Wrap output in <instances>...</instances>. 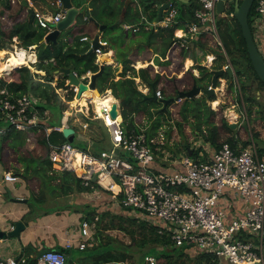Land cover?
<instances>
[{
	"label": "built area",
	"instance_id": "1",
	"mask_svg": "<svg viewBox=\"0 0 264 264\" xmlns=\"http://www.w3.org/2000/svg\"><path fill=\"white\" fill-rule=\"evenodd\" d=\"M217 1L198 0L200 7L194 11L196 20L181 22L174 29L171 49L194 48L191 42L207 34L212 36L211 39L205 38L210 46H222L217 31ZM50 5L58 10L52 14L41 10L32 13L35 23L48 32L65 15L60 0L51 1ZM255 12L252 35L255 42L259 43L260 40L264 41V0L257 1ZM177 15L176 4L169 0L168 8L163 10L160 21H150L145 15H141L140 22L146 30L167 28L180 22ZM87 19L88 16L83 17V20ZM122 28L138 31L134 25L126 23ZM93 38L83 36L80 40L88 42L90 48ZM97 42L98 45L92 50L96 63L105 64L99 56L105 53L109 42L100 36ZM199 53L203 55L204 66L212 67L216 55L212 52L203 53L202 50ZM223 53L225 54L224 50ZM228 66L231 65L226 63L222 68L226 69ZM72 73L80 79L92 72L88 71L81 76L73 70ZM68 87L74 92L73 99L67 101L71 106L63 111L60 124L53 126L42 125L49 119V110L44 109L41 113L35 97L26 93L15 96L6 87H2L0 123L21 131L44 128L48 135L53 130L62 132L65 126L73 128L72 124L75 122H78L81 129H87L90 120L100 121L107 131L109 147L94 153L88 148L78 149L73 142L50 144L48 160L56 169L74 172L84 185L92 182V177L95 176V183L110 193L119 208H128L136 217L157 224L158 232L166 234L175 246L208 255L212 264H264V154L260 152L261 146L257 145L252 135L246 145H242L241 141L223 143L218 149L204 151L198 150L200 146H197L201 159L188 154L180 160L171 159V152L162 147L166 140L162 133L156 135V132L149 136L144 130L127 131L122 125L120 107L117 116H111L115 100L97 111L93 108L91 99L87 98L88 105H92V111L89 112V106L72 104L78 99V87L71 84ZM207 88H211V84ZM155 95L157 98L162 97L160 89L155 90ZM77 113L81 118L74 116ZM1 131L0 129V133ZM155 145H158L156 149ZM157 150L166 154L157 159ZM3 178L6 181L17 179L10 172H5ZM97 219V215L92 221L81 219L80 232L83 238L77 245L78 249L92 244L91 229ZM143 259L145 264L156 263V258L150 254ZM66 261L67 254L57 249L43 250L35 257L36 264H66ZM24 263L25 257L0 260V264ZM113 264L130 263L122 260Z\"/></svg>",
	"mask_w": 264,
	"mask_h": 264
},
{
	"label": "trees",
	"instance_id": "2",
	"mask_svg": "<svg viewBox=\"0 0 264 264\" xmlns=\"http://www.w3.org/2000/svg\"><path fill=\"white\" fill-rule=\"evenodd\" d=\"M21 1L22 0H0V50L11 51L12 45L14 44L13 38L17 39V46L24 49L37 45V61L32 66H35L37 71H42L43 74L38 77V73L32 72L27 65L9 67L5 61L4 66L0 59V89L6 87L8 91L15 96L26 93L35 97L38 101L42 102L39 103L38 107L41 113L44 109L49 110V119L42 125L53 126L60 124L61 115L67 104L65 105L61 102L62 100L56 92V89H68V86L66 85L68 75L59 74L57 84L53 86L52 82L54 81L55 70H59L60 68H70L81 76L88 71L94 73L100 69V66L96 63L95 53L89 51V43L80 40L84 35L71 33L72 27L78 29L79 26L87 20H83V15L79 14L74 25L62 32L64 35H70L68 40L65 39L64 36H60L57 43L54 44L49 42L46 44L45 42L43 43L40 41L48 31L39 27L35 23L33 14L29 16L28 12L25 13L22 11L25 6ZM42 1L45 3V0ZM166 1L169 0H139L142 14L150 21L155 20L159 5ZM171 1H173L178 8L177 19L180 22L171 27L161 28L158 33L149 31L145 37L146 43L150 45L155 40L156 36H161L163 42L159 52L161 56H164L167 48H170L173 44L174 29L181 22L195 21L194 11L200 7L198 0H190L187 3L178 2L177 0ZM257 1L258 0L254 1L248 15V23L252 31L254 30L253 22L256 17L255 6ZM233 5V1L226 3L224 14L218 15L217 31L222 46H210L208 40L205 39L206 37L209 39L212 38V36L208 34L204 36L201 35L194 43L203 51V53L212 52L216 55L215 62L212 66L213 69H222L223 65L226 63L231 65L238 83H240L239 87L244 94V100L251 105L255 101V97L251 94L253 83L255 82L256 89L260 90L264 89V82L257 76L252 67L246 48V42L242 35L241 26L236 18L232 16ZM57 10L58 8L53 7L54 12ZM139 12L140 11L137 9L133 10L127 5L125 21L129 23L138 22L140 19ZM108 27H115L114 22L108 23ZM223 50L225 51V54L223 53ZM185 53V48L174 47L170 50L169 57H175L180 62H183ZM122 62L126 65L128 61L123 59ZM172 65L173 67L171 69L165 68V70L170 71L171 74L172 72H178L183 66V64H181L180 68H175V62L172 63ZM102 67L103 72L99 77V80L102 82L101 89L104 91L111 88V93L121 100V115L123 120H127L124 124L127 131L138 132L141 130L140 125L135 122L134 115L139 112L144 113V115H151L152 113L155 117L156 123L154 126H150L149 131H145L146 129L144 131L149 136L155 134L157 132L155 127L160 125L161 116L164 111L168 110L167 106L166 108H163V99H167L170 96L164 94L161 98L154 100L150 98L149 95H145L137 89L134 78L122 77L118 80H114L111 66L103 65ZM197 68L203 76L209 79L210 82L211 75L210 73H207V68L202 65H198ZM126 69H131L133 76L140 77L143 83L147 84L150 91L153 89L157 90V85L161 76L160 74L155 73L152 67L140 68L138 72H136L129 65H126ZM186 71L190 83L193 82V84L196 83L200 86L198 83L199 80L192 74L193 69L190 67ZM222 77L231 81L227 72H225ZM208 84L203 88H207ZM229 87L232 88L231 82ZM162 91L163 90H160V92ZM176 92L178 91L174 88V93L176 94ZM73 96L74 92L70 89L67 100H72ZM215 99L216 98L214 97L207 98L204 95L191 99H182L178 103L181 104L179 113L180 115L183 113V116L185 117L177 122L179 131L182 133L183 130L181 136H184L183 121L187 118L186 106L190 103H194L198 110L206 109L211 115L208 120V124L212 123L210 129L203 130L201 128L200 120L194 129L198 135L204 136L205 141L210 142L215 149L220 148L223 143L233 144L234 142L237 143L240 141V139L230 135L232 129L221 113L218 115L217 121H215L214 117L216 116V111L209 109L206 103L207 100L212 101ZM77 104L83 107L89 106L87 98L83 97L78 99ZM248 109L247 113H250V106ZM197 112L200 113V111ZM25 132L29 137V140H27L26 143ZM65 141H67V139L63 136L61 131L53 130L47 135L44 128H30L27 131H21L12 126H7L4 133L0 136V161L3 163L6 171L10 170V163L12 161L20 162L23 168L22 175L25 177L30 176V178L32 176L38 177L42 185L40 190H46L51 195L94 193L95 190H101L102 187L95 182H90L88 185H84L82 179L76 176L72 171L52 170L54 164L50 160H44L37 165L36 160L43 159L46 156L50 144L57 145ZM100 141L101 139L99 140L93 137L92 146L94 151L92 152L97 153L99 149H104L102 148ZM247 143V141H244L242 145H246ZM260 146V152L264 154V147L262 145ZM3 147L5 153L6 151L10 153V149L15 150L17 153L16 158L12 156L8 159L5 154L2 155ZM157 147L158 145L154 146L155 149ZM181 147L185 154L190 150L189 142H184L183 144H180L175 151H171V159L172 157L180 155ZM196 153L197 152L193 151L194 157H196ZM155 154L157 159L163 156V153L160 150L155 151ZM19 170V168L14 169L15 172ZM53 180H58V183L53 185L51 183ZM40 194L42 195L45 193L44 191H40L39 195ZM81 212V219L86 218L89 221L94 220L96 215L98 216L96 221V227L98 229L96 230V236L93 239L95 243H92L91 246H86L83 249H73L68 247L57 249L67 254L66 264H113L116 261L126 260L129 256L128 251L125 249L119 250V248H116L110 242H104L100 231L101 228L106 230L119 229L128 234L131 239L129 244H134L138 250H143L137 264H145L143 257L147 254L153 255L156 258L155 264H212L210 256L198 253L190 248L175 246L166 234L158 232L157 224L141 219L140 217L125 216L118 213L113 214L104 210L99 213L96 212L95 208L89 209L88 206L84 207ZM122 212H130V209L124 208ZM106 218L108 219V222L102 224L103 220ZM106 246L110 248H106ZM24 264H36L35 257H27L26 263Z\"/></svg>",
	"mask_w": 264,
	"mask_h": 264
},
{
	"label": "crops",
	"instance_id": "3",
	"mask_svg": "<svg viewBox=\"0 0 264 264\" xmlns=\"http://www.w3.org/2000/svg\"><path fill=\"white\" fill-rule=\"evenodd\" d=\"M54 0H45V3L42 0H26V5L23 12H28L29 9L32 11L41 10L47 11L50 9V2ZM72 3L79 8L80 13L83 16H88L87 21L79 26L71 28L72 34H81L84 36H100L102 39H105L109 42L107 48H105V53L99 56L101 61H104L103 65H110L112 68V74L114 76V80H118L122 77H130L134 78L135 83L137 85V89L145 95H151L152 90L150 91L147 84L143 83L140 77L133 76L131 69H126V65H129L136 72L140 68L152 67L155 73L160 74V81L157 85V89L163 90V94L170 96L169 98H173L172 92L175 90H188L192 87V83H190V79L187 76L186 71V61L189 59L191 61L190 65L193 69L192 74L198 79L200 78L199 70L197 69V65L200 64L204 66V60L200 59L203 57L199 53L201 49L195 45L194 42H191V46H195L194 48L185 49V57L183 62L181 63L177 58L169 57L170 48H167L164 56L159 54L161 47L163 45L161 36H156L155 40L152 44L148 45L145 41L146 34L149 31H153L155 33L159 32L161 28H151L144 29L141 21V5L139 0H71ZM162 4V3H161ZM107 5V6H106ZM127 5L131 7V9H137L140 15V19L138 22L129 23L125 21V11ZM160 6V5H159ZM147 18V17H146ZM93 19V20H92ZM76 21V20H75ZM155 21V20H154ZM114 22L115 27H108V23ZM134 25V27L138 28V31L132 30H124L122 28L123 24ZM106 25L107 28L112 29V33L110 36L104 37L103 29L102 31L99 29V26ZM117 30H122V34H120L119 38L113 37V34L118 37ZM121 32V31H120ZM125 32V33H124ZM129 35H127V34ZM60 36H64L65 39L68 40L70 35L60 34ZM91 36V37H92ZM14 44L12 45V50H2L5 52L2 59L6 58L10 53L14 52L17 49L22 47L17 46V39L13 38ZM41 42V41H40ZM44 43V42H43ZM88 43V42H87ZM258 48L264 57V41L260 40L257 44ZM37 45H33L28 49H24L26 54L32 55L30 56V64H35L37 61ZM1 59V57H0ZM33 59V60H32ZM126 59L128 62L125 65L122 60ZM155 59H158L159 63H154ZM173 60V61H172ZM185 61V62H184ZM175 62V68H180V65L183 64L181 70L178 72L166 71L165 68L171 69L173 67L172 63ZM28 63V64H29ZM27 64V65H28ZM145 66V67H144ZM32 68V67H30ZM207 68V73H210V82L211 84V70L212 67ZM37 73H43L42 71L34 70ZM124 73V74H122ZM152 74V72L150 71ZM124 75V76H121ZM207 78V77H206ZM223 80V79H222ZM200 84V82H198ZM68 85V84H67ZM221 85V84H220ZM219 85V91L224 90ZM69 88V87H68ZM98 89V88H97ZM169 92V94L167 92ZM99 91V90H98ZM111 88H108L103 91L102 94L106 95L110 93L113 96V100H117L116 97L111 93ZM155 91V90H154ZM92 95H99L96 90H85L81 97L90 98L88 96L89 93ZM175 95V93L173 94ZM200 97V96H199ZM215 98V97H214ZM91 99V98H90ZM168 99V98H167ZM93 101L94 105V100ZM118 101V100H117ZM213 101V100H212ZM211 101V102H212ZM208 102V103H211ZM121 103V100H120ZM72 104H77V101H74ZM220 104V103H219ZM218 104V105H219ZM208 105V104H207ZM121 110V105H120ZM215 111V110H214ZM140 114V115H138ZM218 113L216 112L215 121H217ZM230 114H228L229 116ZM223 116V114H222ZM231 116V115H230ZM229 116V117H230ZM234 117V116H232ZM136 124L140 125L141 130L143 122L141 119L144 118V113H137L135 115ZM233 119V118H231ZM229 124L236 123L235 128H231L232 131L230 135L235 136V138L244 139L241 133V124L238 120H226ZM233 121V122H230ZM236 121V122H235ZM146 122V120H145ZM150 121H147V125H149ZM74 124H78L75 122ZM74 124H72L74 126ZM59 125V124H56ZM8 125L6 123H0L1 135L6 130ZM79 126V125H78ZM80 127V126H79ZM81 128V127H80ZM75 130V128L73 127ZM185 134L189 138V141L192 139L188 136L189 129L185 128ZM84 131L79 132L78 134L85 139L86 135L83 133ZM77 131L75 130V136ZM26 134V132H25ZM197 134V133H195ZM242 134V135H241ZM198 135V134H197ZM25 143L27 142L28 135H25ZM201 136V135H199ZM185 137V136H183ZM202 138V142H201ZM75 139V137H74ZM194 143L198 145H194ZM24 145V144H23ZM109 147V142H108ZM199 147L198 150H212L215 149L210 142L205 141L204 136H201L198 139H195L190 147L193 148L191 154L193 155V151L197 152L196 155H199L196 147ZM107 148V147H106ZM105 149V148H104ZM10 155L16 158L17 153L15 150L10 149ZM184 153V150H182ZM188 154V153H187ZM44 159V158H43ZM42 160V159H38ZM44 161V160H43ZM41 161V162H43ZM40 162V163H41ZM19 168V171H14V169ZM22 165L18 161H12L10 163V170L6 171L3 166V163L0 161V230H9L13 224L21 220L25 224V228L19 233L17 237H10L4 240H0V260L5 258H20V257H36L41 251L46 249H60L64 247L77 249V245L81 237L80 232V221L82 216V209L86 207L85 202L82 200L81 194H66V195H51L46 190H40L41 182L38 177L32 176L34 185L32 187L30 182V176L22 175ZM54 171H58L54 166L52 168ZM60 171V170H59ZM5 172H10L14 176L17 177L15 181H6L3 176ZM53 185L58 183V180L51 181ZM40 191H44L45 194H40Z\"/></svg>",
	"mask_w": 264,
	"mask_h": 264
},
{
	"label": "rangeland",
	"instance_id": "4",
	"mask_svg": "<svg viewBox=\"0 0 264 264\" xmlns=\"http://www.w3.org/2000/svg\"><path fill=\"white\" fill-rule=\"evenodd\" d=\"M50 4V3H49ZM51 14L54 13L53 11V6L50 5V9L48 10ZM121 31V32H120ZM117 30L118 32V37L116 35L113 34V37L115 38H119L120 34H122V30ZM112 33V29L111 28H107L105 30H103V35L104 37L110 36V34ZM125 33V32H124ZM127 34V33H126ZM129 35V34H127ZM2 50H0L1 52ZM4 56V54H3ZM2 63L5 66V61L7 63V65L9 67H14V66H10L7 60V57L4 59H2ZM200 59H203V57H200ZM186 63V67L190 65L191 61L189 59L185 60ZM184 61V62H185ZM201 65V60L199 61ZM154 63H159L158 59H155ZM24 65V64H23ZM33 64H28L27 66L31 69L32 72H35V66H32ZM197 65V66H198ZM21 66V65H20ZM196 66V67H197ZM8 67V68H9ZM145 67V66H144ZM198 69V68H197ZM199 70V69H198ZM37 73V72H36ZM43 73H38V77L39 75H42ZM55 74V72H54ZM201 75L200 78H198V82H200V86L203 88L205 87L208 82L209 79L206 78L205 76H203V74L200 73ZM59 74H55L54 75V81L52 82V85L55 86L57 84V78H58ZM235 74L233 73V76L231 78V81L224 78L221 81V85L220 87L224 90L219 91V85L217 83L216 89H215V95L214 97L219 101V105L217 104L216 106H213L212 103H208L211 102V100H207L206 103L208 104V108L211 110H215L218 114H223V117L226 120H238V122L241 124V133L244 132V134L242 135V137L244 139H241V142L243 143L244 141L249 140V137H251V135L254 137L255 142L257 141V145H262L264 147V89H256L255 87V82L253 83L252 86V90H251V94L255 97V101L249 105L245 100H244V94L242 92V90L239 87L238 80L237 77L235 76ZM230 78V77H229ZM212 79V78H211ZM232 84V88L229 87V84ZM67 85V82H66ZM146 85V84H145ZM68 86V85H67ZM96 86L98 88V90L100 91V93L102 94V82L98 79ZM199 86V87H200ZM205 89V88H203ZM140 90V89H138ZM58 91V92H57ZM56 92L59 94L60 99L62 100L61 102L64 103L66 105V108L69 109L71 104L69 102L68 104V100H67V96L70 92V88L68 89H64V88H57ZM165 92H167V90H165ZM169 94V92H167ZM172 96H174V92L171 93ZM100 95V94H99ZM161 95L163 94V91L161 92ZM200 96H204V95H200ZM174 98V97H173ZM118 101H120V99L116 98ZM178 99L175 101H173L172 103L168 104L167 108L168 110L164 111L163 115L161 116V123H159V126H156V131L157 134L159 135L160 133L163 134L164 138L166 139L163 143L164 145H162L163 148H165V150L167 151H175V149L180 146V144H183L184 142H189V144H192V142L195 139L200 138L201 136L195 134V127L196 125L199 123V120L201 121V128L203 130L205 129H210L212 126V123L208 124V120L210 119L211 115L209 114V111L206 109H201L198 110V108L196 107V104L194 103H190L188 104L186 107V113H187V118L185 119V121H183V128H184V136H181L182 133L179 131V128L177 126V122L181 121L182 118H185L183 116V113H179V108L181 104H178ZM38 103H42L39 102ZM93 104V101H92ZM163 104V103H162ZM174 104V105H173ZM164 105V104H163ZM94 106V105H93ZM251 109L250 113H247V111ZM65 108V109H66ZM197 108V109H196ZM92 111V105L89 104V112ZM197 111H200V113H198ZM154 112L156 114V111L154 109ZM230 112L234 113V117L232 116H228V114ZM122 113V112H121ZM153 114H146L144 115V118L141 119V121L143 122V125H141L142 129L145 131H149L150 130V126H154V124L156 123L155 121V117ZM75 117H80V114H76L74 115ZM186 116V115H185ZM135 117V115H134ZM233 118V119H231ZM207 122H206V120ZM146 120V122H145ZM219 120V119H218ZM123 126L125 124V122L127 120H123ZM147 121H150L149 125H147ZM205 123H204V122ZM229 122V121H228ZM233 122V121H230ZM236 122V121H235ZM74 128L77 131L76 136H75V141L73 142V144L80 150L86 149L88 148L91 152L94 151L93 146H92V139L93 137H95L96 139H101L100 144H102V148H106L108 147V142L109 138H108V134L106 129L103 127L102 123L98 120H90L89 121V126L87 129H81L78 124H74ZM189 129L190 131L188 132V136H190L192 139L189 141V138L187 137V135L185 134L186 129ZM84 131L83 133L86 135L85 139L82 138L81 135H79L78 133ZM1 136V134H0ZM202 138H201V142H202ZM182 147L180 148V155L172 157L176 160H180L181 157L184 156L185 153L182 152ZM7 156V158L9 159L10 157H12L10 155V153L8 151L2 150V155ZM166 154V152H163V156ZM161 156V157H163ZM161 157H159L158 159H160ZM196 157H198L199 159H201L200 155H196ZM170 159V158H168ZM30 178V177H29ZM33 178V177H31ZM30 178V179H31ZM31 185L33 187L34 182L33 179L30 180ZM82 200L85 202L86 206L90 208H95L96 212H101V211H107L110 213H118V214H123L125 216H133L135 217L136 214L133 212H122L123 208H119L116 205V202L114 199H112L110 197V194L108 191H106L105 189H101V190H95L94 193L90 192V193H83L81 195ZM138 216V215H137ZM108 222V219H104L102 224H105ZM101 228V226H100ZM98 228L96 227V223L95 225L92 227L91 229V234H92V240H90V242L95 243V241H93L94 237L96 236V230ZM101 235L102 238L104 240V242H110L111 244H113L116 248H119V250H127L128 251V257L126 258V260L130 263V264H137L139 261V257L142 254L143 250H138V248L134 245V244H129L131 242V239L129 237L128 234H126L124 231H121L119 229H102L101 228ZM91 246V245H90ZM106 248H110L108 246H106ZM122 261V260H120Z\"/></svg>",
	"mask_w": 264,
	"mask_h": 264
},
{
	"label": "water",
	"instance_id": "5",
	"mask_svg": "<svg viewBox=\"0 0 264 264\" xmlns=\"http://www.w3.org/2000/svg\"><path fill=\"white\" fill-rule=\"evenodd\" d=\"M61 6L65 10V15L63 18L56 23L55 28L45 34L42 38L41 42H45L46 44L49 42L57 43L60 34L69 28L70 26L74 25L77 16L80 13L78 7H76L71 0H60ZM178 2L187 3L190 0H177ZM234 2L233 5V14L232 16L236 18L241 26L242 35L246 42L247 52L252 64V67L257 74V76L264 82V57L262 56L261 52L259 51L252 35L251 28L248 23V15L252 8V5L255 0H218L216 2V13L217 14H224L225 12V4L227 2ZM22 4L26 5V1L22 0ZM169 1H166L158 7L157 15L155 17V22L160 21L162 18L163 10L168 8ZM32 10L29 9V16L32 15ZM93 20V19H92ZM107 28L106 25L99 26V29L102 31L103 29ZM98 35L91 40L92 47L89 48V51H92L94 47L98 45L97 42ZM103 72V67L100 66V69L97 72L91 73L90 75H85L82 78H78L73 75L72 70L70 68H60L59 70H55V74H67L68 75V82L67 84L75 85L78 87V91L76 96L79 98L81 93L87 89H94L98 92L96 83ZM212 74L211 79V88H201L196 83L188 90H178L177 92V99H191L195 97H199L200 95H205L207 98L214 97L215 90L214 88L217 86L218 78H222L225 72H227L228 76L232 78L233 76V69L231 66L226 67V69H218V70H211ZM150 98L156 100L157 96L155 95L154 89L152 90ZM174 98L163 99V108H166L168 104L172 103ZM176 101V100H175ZM121 103L120 101L115 100L112 104L111 116L116 117L119 113V107ZM118 108V109H117ZM230 128H235L236 123H230ZM63 136L67 139L68 142H73L75 137V130L70 126H65L62 129ZM115 152H118V149H115ZM192 150L188 151V155L191 156ZM48 160V153L42 160H36L37 165L40 164L41 161ZM95 176L92 177V182H95ZM25 228V224L23 221L18 220L16 221L13 226L9 230H0V240H4L10 237H17L19 233ZM70 261V260H69Z\"/></svg>",
	"mask_w": 264,
	"mask_h": 264
},
{
	"label": "bare ground",
	"instance_id": "6",
	"mask_svg": "<svg viewBox=\"0 0 264 264\" xmlns=\"http://www.w3.org/2000/svg\"><path fill=\"white\" fill-rule=\"evenodd\" d=\"M3 54H5V52L1 51L0 55L3 56ZM30 56H32V55L26 54L25 50L23 48H20V49L15 50L14 52L10 53L7 56V60H8V63L10 66H20L23 64L27 65L30 62V59H29V58H31ZM87 89H89V88H87ZM87 89H85V90H87ZM92 93L90 92L88 94V96H90V98L94 100L93 108H95L97 111H101V107L103 105L108 106L110 104V102L113 101V96H111L110 93H107L104 96H100V95H94L93 96ZM79 98H81V97H79ZM78 99L76 101H78ZM211 103L213 106H216L219 103V101L217 99H215ZM229 114L231 116H234L233 112H230ZM114 189H116V187H114Z\"/></svg>",
	"mask_w": 264,
	"mask_h": 264
},
{
	"label": "clouds",
	"instance_id": "7",
	"mask_svg": "<svg viewBox=\"0 0 264 264\" xmlns=\"http://www.w3.org/2000/svg\"><path fill=\"white\" fill-rule=\"evenodd\" d=\"M171 1V0H170ZM173 2V1H172ZM228 3V2H227ZM226 6V5H225ZM33 13V12H32ZM220 15V14H219ZM84 17V16H83ZM252 31V30H251ZM254 39V38H253ZM255 41V40H254ZM256 43V45L258 44V42H255ZM257 47H258V45H257ZM259 49V48H258ZM260 51V50H259ZM215 62V61H214ZM223 69V68H222ZM233 69V68H232ZM234 78H235V76H234ZM219 79H223V77L222 78H218V85H220L221 84V80H219ZM209 85V84H208ZM216 87H218V86H216ZM214 90H215V88H214Z\"/></svg>",
	"mask_w": 264,
	"mask_h": 264
},
{
	"label": "flooded vegetation",
	"instance_id": "8",
	"mask_svg": "<svg viewBox=\"0 0 264 264\" xmlns=\"http://www.w3.org/2000/svg\"><path fill=\"white\" fill-rule=\"evenodd\" d=\"M178 91V90H177ZM174 97V100H177V92H176V94L173 96ZM182 100V99H181ZM178 103V102H177ZM174 105V104H173Z\"/></svg>",
	"mask_w": 264,
	"mask_h": 264
}]
</instances>
